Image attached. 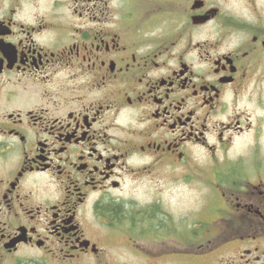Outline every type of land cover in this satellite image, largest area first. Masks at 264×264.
I'll list each match as a JSON object with an SVG mask.
<instances>
[{
  "label": "flooded vegetation",
  "instance_id": "obj_1",
  "mask_svg": "<svg viewBox=\"0 0 264 264\" xmlns=\"http://www.w3.org/2000/svg\"><path fill=\"white\" fill-rule=\"evenodd\" d=\"M111 249L264 264V0H0V264Z\"/></svg>",
  "mask_w": 264,
  "mask_h": 264
},
{
  "label": "rangeland",
  "instance_id": "obj_2",
  "mask_svg": "<svg viewBox=\"0 0 264 264\" xmlns=\"http://www.w3.org/2000/svg\"><path fill=\"white\" fill-rule=\"evenodd\" d=\"M45 264V263H39ZM83 264H96L92 261H85ZM99 264H145L141 261L139 256H132L128 254L127 251L121 249H111L110 252V259L104 260L102 263Z\"/></svg>",
  "mask_w": 264,
  "mask_h": 264
},
{
  "label": "trees",
  "instance_id": "obj_3",
  "mask_svg": "<svg viewBox=\"0 0 264 264\" xmlns=\"http://www.w3.org/2000/svg\"><path fill=\"white\" fill-rule=\"evenodd\" d=\"M113 209L121 216H123V214H126L123 206H115V207H113Z\"/></svg>",
  "mask_w": 264,
  "mask_h": 264
}]
</instances>
